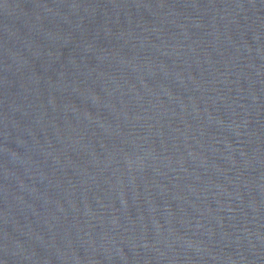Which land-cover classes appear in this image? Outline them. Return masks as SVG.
I'll return each instance as SVG.
<instances>
[{
  "label": "water",
  "instance_id": "95a60500",
  "mask_svg": "<svg viewBox=\"0 0 264 264\" xmlns=\"http://www.w3.org/2000/svg\"><path fill=\"white\" fill-rule=\"evenodd\" d=\"M0 264H264V0H0Z\"/></svg>",
  "mask_w": 264,
  "mask_h": 264
}]
</instances>
